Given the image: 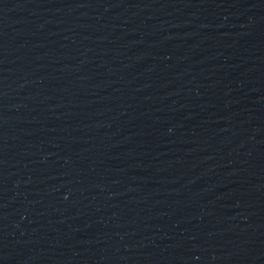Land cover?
Wrapping results in <instances>:
<instances>
[{"label":"water","instance_id":"95a60500","mask_svg":"<svg viewBox=\"0 0 264 264\" xmlns=\"http://www.w3.org/2000/svg\"><path fill=\"white\" fill-rule=\"evenodd\" d=\"M0 264H264V0H0Z\"/></svg>","mask_w":264,"mask_h":264}]
</instances>
